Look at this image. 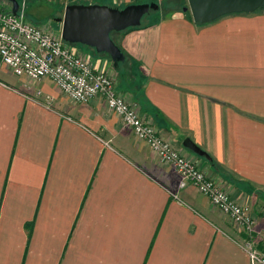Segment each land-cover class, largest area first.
<instances>
[{
	"label": "crops",
	"instance_id": "0c3cea01",
	"mask_svg": "<svg viewBox=\"0 0 264 264\" xmlns=\"http://www.w3.org/2000/svg\"><path fill=\"white\" fill-rule=\"evenodd\" d=\"M37 1L55 36L68 5H159L112 35L126 57L118 68L73 50L256 226L249 235L193 184L180 188L102 98L77 103L0 64V264H252L243 245L264 253V11L202 25L178 10L187 0ZM187 138L210 160L184 148Z\"/></svg>",
	"mask_w": 264,
	"mask_h": 264
},
{
	"label": "built area",
	"instance_id": "2783aa9c",
	"mask_svg": "<svg viewBox=\"0 0 264 264\" xmlns=\"http://www.w3.org/2000/svg\"><path fill=\"white\" fill-rule=\"evenodd\" d=\"M0 59L17 76H26L36 82L49 79L74 102L88 103L102 98L110 111L132 129L162 163L173 167L180 176V188L193 184L219 211L229 216L236 227L249 235L254 233L256 220L248 206L230 198L225 190L161 136L151 120L139 113L138 105H130L117 93L114 79L98 71L88 55L77 53L61 35L55 36L30 21L24 6L19 7L17 15L0 7ZM41 94L38 92V96ZM45 101L51 105L53 98L46 96ZM243 249L252 264H264V253L255 248L253 242L243 245Z\"/></svg>",
	"mask_w": 264,
	"mask_h": 264
},
{
	"label": "water",
	"instance_id": "95a60500",
	"mask_svg": "<svg viewBox=\"0 0 264 264\" xmlns=\"http://www.w3.org/2000/svg\"><path fill=\"white\" fill-rule=\"evenodd\" d=\"M12 3V13L17 15L19 3ZM156 3L132 4L123 9L106 5L91 4L68 5L62 21V39L70 44L92 48L98 54H107L118 68L126 57L112 39L113 33H121L142 25L143 18L157 11ZM264 9V0H187L184 12H190L197 24H208L224 16L242 13H254ZM183 147L193 154L210 160L208 154L198 147L190 138L185 139Z\"/></svg>",
	"mask_w": 264,
	"mask_h": 264
},
{
	"label": "rangeland",
	"instance_id": "374dc122",
	"mask_svg": "<svg viewBox=\"0 0 264 264\" xmlns=\"http://www.w3.org/2000/svg\"><path fill=\"white\" fill-rule=\"evenodd\" d=\"M2 1H3V4H5V6H7L8 8H11L12 9V3L9 0H2ZM26 2H28V5L26 4ZM18 3H19V1H18ZM43 3L44 2H39L37 0H20V3H19L20 6L19 7L24 6V10H25L26 17L28 16V19H30V21H32L34 24L40 26L41 28H43L45 30L46 27H44V23L43 22H46L48 20V17H46V16H47V12L48 13L50 12V9H48L47 7H45L46 4H43ZM179 6H178V8H180V9H178V10H183L186 7L185 5L184 6L183 5L182 6L179 5ZM175 7L177 8V5H175ZM2 8H5V7L2 6ZM261 11H264V9H260V10H258L256 12H254V13H258V12H261ZM154 13H155V11H153L152 13L146 15L143 18L142 22L145 23L150 17H152L153 15H155ZM186 13L190 14L189 11L186 12ZM190 16H191V14H190ZM49 28H50V26H47L46 31H48V32H50V33H52L54 35L53 32H51V31L48 30ZM70 46L73 49H75L76 47H79V48H85L87 51H89V50L92 51V48L85 47V46H83L81 44L70 45ZM93 51H95V50L93 49ZM94 55L96 56V53ZM0 64H3L2 61H1V59H0ZM175 148L177 149L176 146H175ZM219 187L222 189L221 186H219ZM237 203L238 204H241L240 202H237Z\"/></svg>",
	"mask_w": 264,
	"mask_h": 264
},
{
	"label": "trees",
	"instance_id": "16d2710c",
	"mask_svg": "<svg viewBox=\"0 0 264 264\" xmlns=\"http://www.w3.org/2000/svg\"><path fill=\"white\" fill-rule=\"evenodd\" d=\"M2 9L7 10V9H5V8H2ZM179 9H180V8H179ZM130 29H132V28H130ZM113 34H114V33H113ZM113 34H112V35H113Z\"/></svg>",
	"mask_w": 264,
	"mask_h": 264
}]
</instances>
